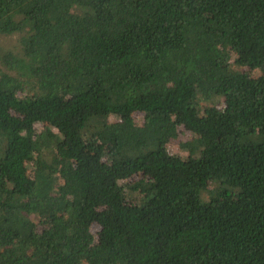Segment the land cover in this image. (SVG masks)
Listing matches in <instances>:
<instances>
[{"label":"trees","instance_id":"trees-1","mask_svg":"<svg viewBox=\"0 0 264 264\" xmlns=\"http://www.w3.org/2000/svg\"><path fill=\"white\" fill-rule=\"evenodd\" d=\"M15 35L0 264H264V0H0Z\"/></svg>","mask_w":264,"mask_h":264},{"label":"rangeland","instance_id":"rangeland-1","mask_svg":"<svg viewBox=\"0 0 264 264\" xmlns=\"http://www.w3.org/2000/svg\"><path fill=\"white\" fill-rule=\"evenodd\" d=\"M0 47L6 50H16L17 51L20 49V37L17 35L12 36V37H0ZM234 59L235 57L232 60L234 61ZM249 74L251 75L252 78H259L264 75V73L260 71L249 72ZM190 136L191 135L184 132L180 140L174 141L173 144L169 146L171 153L174 155H179L182 158H186L187 152L179 149L178 145L179 143H181V141L184 142L185 140L190 138Z\"/></svg>","mask_w":264,"mask_h":264}]
</instances>
